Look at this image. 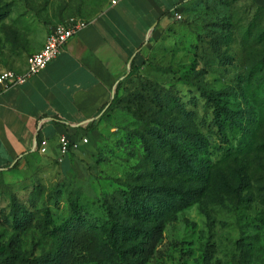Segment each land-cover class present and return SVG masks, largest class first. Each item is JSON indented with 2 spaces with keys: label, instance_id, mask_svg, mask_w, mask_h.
Segmentation results:
<instances>
[{
  "label": "rangeland",
  "instance_id": "rangeland-1",
  "mask_svg": "<svg viewBox=\"0 0 264 264\" xmlns=\"http://www.w3.org/2000/svg\"><path fill=\"white\" fill-rule=\"evenodd\" d=\"M107 1L0 0V12H8L0 20V71L25 61L56 24L88 22ZM238 1L191 0L181 19H167L141 49V68L125 76L95 131L76 132L85 145L64 156L35 152L15 170L0 172V211L7 214L15 202L33 215L32 226L20 234L0 218L1 248L25 260L53 257L61 242L49 231L71 216L73 203L92 224L107 220L103 200L148 171L142 124L126 112L130 108L147 119L165 114L182 132L201 135L207 149L197 156L216 183L234 184V175L243 180L238 194L210 183L196 203L168 219L146 264H264V9ZM147 83L169 90L186 114L158 110ZM197 87L240 112L242 127L231 129L221 120L217 132ZM63 264L108 263L90 243Z\"/></svg>",
  "mask_w": 264,
  "mask_h": 264
},
{
  "label": "trees",
  "instance_id": "trees-1",
  "mask_svg": "<svg viewBox=\"0 0 264 264\" xmlns=\"http://www.w3.org/2000/svg\"><path fill=\"white\" fill-rule=\"evenodd\" d=\"M7 15L6 10H1L0 20ZM251 23L244 33L243 47L248 44L252 33ZM142 62V56L140 62L132 61L128 74L139 70ZM124 78L118 82L112 100L102 108L100 114L115 104L116 91ZM146 90L158 110L167 109L176 114H186L182 104L177 102L169 90L151 83H147ZM197 92L210 105L212 126L217 132L222 133L221 120L228 128L242 127L238 120L240 112L223 104L215 92L202 87H197ZM125 110L141 121L143 134L140 136V144L148 171L133 182L123 183L121 188L103 200L107 220L100 226L86 220L77 203H73L71 216L62 224L52 226L49 231L53 238L61 242L59 253L53 257L25 260L13 250L0 247V264H63L70 253L76 249H86L90 243L95 245L108 264H146L161 240L165 222L196 203L207 192L210 183L228 189L233 194L241 191L243 180L240 175L233 176L234 184L222 181L216 183V177L198 158V153H206L207 149V143L201 135L182 132L179 125L168 120L165 114L147 119L138 116L130 108ZM98 119L79 131L94 132ZM18 165L19 162H16L10 170H15ZM32 203L33 200L31 206ZM45 213L49 216L47 210ZM0 218L19 234L33 224L32 213L15 202L7 214L0 211Z\"/></svg>",
  "mask_w": 264,
  "mask_h": 264
},
{
  "label": "crops",
  "instance_id": "crops-1",
  "mask_svg": "<svg viewBox=\"0 0 264 264\" xmlns=\"http://www.w3.org/2000/svg\"><path fill=\"white\" fill-rule=\"evenodd\" d=\"M189 2L108 0L43 71L23 85L0 87V172L8 173L16 162L32 156L40 140L47 142V156L59 154L61 136L78 140L76 132L112 100L131 62H140L148 40ZM238 2L264 7V0ZM25 68L26 60L11 71L22 73Z\"/></svg>",
  "mask_w": 264,
  "mask_h": 264
},
{
  "label": "built area",
  "instance_id": "built-area-1",
  "mask_svg": "<svg viewBox=\"0 0 264 264\" xmlns=\"http://www.w3.org/2000/svg\"><path fill=\"white\" fill-rule=\"evenodd\" d=\"M114 3V1H112ZM172 16L179 20L180 15L173 13ZM87 25V21L71 20L67 23L56 24L48 32L45 43L42 48L26 58V68L22 73H16L11 70L0 71V87L10 89L25 84L29 78L43 71L46 66L53 61L63 50L67 42L72 39L80 30ZM87 140L70 139L67 136H61L58 140V153L61 156L66 155L79 146L85 145ZM35 152L46 155L47 142L40 140L35 145Z\"/></svg>",
  "mask_w": 264,
  "mask_h": 264
}]
</instances>
